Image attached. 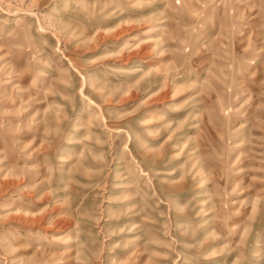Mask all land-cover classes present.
<instances>
[{
	"label": "rangeland",
	"instance_id": "374dc122",
	"mask_svg": "<svg viewBox=\"0 0 264 264\" xmlns=\"http://www.w3.org/2000/svg\"><path fill=\"white\" fill-rule=\"evenodd\" d=\"M0 264H264V0H0Z\"/></svg>",
	"mask_w": 264,
	"mask_h": 264
}]
</instances>
